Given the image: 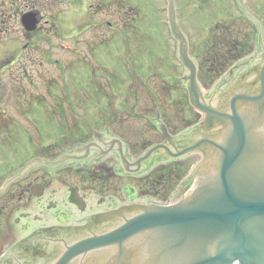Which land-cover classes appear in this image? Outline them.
<instances>
[{"label": "rangeland", "instance_id": "374dc122", "mask_svg": "<svg viewBox=\"0 0 264 264\" xmlns=\"http://www.w3.org/2000/svg\"><path fill=\"white\" fill-rule=\"evenodd\" d=\"M167 8V0H0V177L15 171L36 149L77 141L107 122L113 123L107 124L111 132L140 152L142 143L149 147L162 141L142 114L155 116L160 110L175 132L186 120L200 117L182 82L185 68L177 57ZM176 8L201 85L202 58L217 26L230 28L231 42L249 35L253 48L256 30L242 8L264 28V0H176ZM29 11H39L45 19L32 34L20 22ZM79 35L74 44L70 36ZM93 47L101 54L97 58L90 56ZM77 51L87 54L86 61ZM78 100L85 102L87 128H80L81 112H72ZM3 147L11 153L21 148V160ZM199 160L195 155L184 163L176 189ZM94 171L81 172L78 181L88 183ZM163 180L155 195L165 198Z\"/></svg>", "mask_w": 264, "mask_h": 264}, {"label": "water", "instance_id": "95a60500", "mask_svg": "<svg viewBox=\"0 0 264 264\" xmlns=\"http://www.w3.org/2000/svg\"><path fill=\"white\" fill-rule=\"evenodd\" d=\"M167 2L171 35L177 42L178 60L185 68L182 82L191 106L202 118L176 136L162 126L169 143L194 138V143L182 152L172 153L165 142L156 144L136 164L142 167L163 150L171 158L189 154L199 155L200 160L167 204L150 200L130 206L119 202L116 209L103 210L79 224L55 223L54 264H128L129 255L136 254L139 257H134L135 261H141L148 249L155 247L159 250L153 258L162 264H264L262 25L242 8L258 27L261 40H257L250 55L238 60L206 91L198 81V63L189 55L188 38L180 28L175 0ZM37 15L29 12L22 16L27 33L37 30ZM232 77L230 94H224L223 83ZM114 137L116 143L124 142ZM92 145L87 144L85 152L89 153ZM157 160L148 167L152 171L164 161ZM145 237L154 239L146 247L142 245Z\"/></svg>", "mask_w": 264, "mask_h": 264}, {"label": "flooded vegetation", "instance_id": "af4514ba", "mask_svg": "<svg viewBox=\"0 0 264 264\" xmlns=\"http://www.w3.org/2000/svg\"><path fill=\"white\" fill-rule=\"evenodd\" d=\"M29 12L38 14L37 18L40 19L39 28L45 22L44 16L39 11ZM24 14L21 15V18ZM252 26L256 30V42L257 40L260 41L258 27L256 24ZM80 33L83 34V32ZM81 35L77 37L70 36V39L76 44ZM261 43L259 50L264 54V43ZM77 52L79 57L86 61L87 54ZM92 55L97 58L101 54L93 47L90 51V56ZM97 62L99 61L97 60ZM223 74L205 89L210 90ZM233 80L232 77L229 81H224L222 86L224 94L225 92L230 94L229 90L233 86ZM71 102L75 104V101ZM84 103V101L78 100V105L75 104L76 111H72L81 112L79 117L82 118V126L80 128L85 126L87 128V114L84 111ZM159 114L161 115V112L158 109L155 116L142 114L148 120L149 125L153 124L154 130L159 134L161 133L162 141L159 143H168L167 147H172V153H180L194 143L193 137L182 143H169L163 135L162 126L169 133L173 131V134H170L171 136L180 135L184 132L183 129L190 128L200 122L201 115L200 117H191L189 120L185 119L187 122L185 128L176 129L175 132L167 124L163 115H161L162 119L158 117ZM3 119L8 120L6 117H3ZM185 120L183 121L185 122ZM107 124L111 126L113 123L107 122ZM107 124L102 128L91 127V133L88 136H81L77 141L42 147L40 150L36 149L35 154L18 165L15 171L13 170L0 177V264H54L52 253L55 247L52 241V231L55 223L64 225L69 221H73L75 224H79L80 220L84 218L91 220L103 210L116 209V204L119 202L130 206L140 203L147 204L152 200L150 197L166 201V198L159 196L157 193L155 195L154 192H145L143 186L139 184L151 176L152 168L149 169L148 167L153 165L155 161L159 162L157 159L160 158L164 160L163 163H157L154 169L170 164L184 165L194 156L188 154L180 159L171 158L169 152L163 150L156 153L155 157L140 167L136 164L137 159L150 146L148 147L145 143H142L140 145L141 151L138 152L139 147L128 140L123 143H116L114 134L110 132ZM148 142L150 140L146 144ZM87 144H93L89 153L85 152L84 148ZM1 150L14 156L16 161L21 160L23 156L22 149L18 147H15L12 153L10 151L13 150L7 147H3ZM9 160L10 158H8ZM93 169L95 170L94 174L88 175V183L78 181L81 179V172H90ZM86 177L87 175L83 180ZM95 179H98V181H94ZM161 203L167 204V202ZM109 227L113 228V226ZM151 240L154 239L145 237L142 240V245L148 246ZM60 248H64L63 244H60ZM158 250L156 247L152 248V251L148 249L149 253L141 261H135L134 257L138 255H129L128 264H162L153 258L156 256L155 251L158 252ZM150 254H152L151 257Z\"/></svg>", "mask_w": 264, "mask_h": 264}, {"label": "trees", "instance_id": "16d2710c", "mask_svg": "<svg viewBox=\"0 0 264 264\" xmlns=\"http://www.w3.org/2000/svg\"><path fill=\"white\" fill-rule=\"evenodd\" d=\"M224 30L229 31L223 32ZM228 34L231 35L230 28L224 25L217 26L214 29V37L202 58L201 64L200 80L205 87L211 86L216 78L253 49L249 35L231 42L228 41ZM182 169H184V166L181 164L162 167L156 171V174L153 173L139 184L143 186V190L155 193L159 191L161 185L164 186V183H160V180L164 179L166 188L164 196L168 198L182 177Z\"/></svg>", "mask_w": 264, "mask_h": 264}]
</instances>
